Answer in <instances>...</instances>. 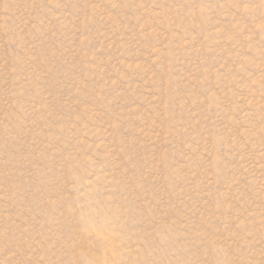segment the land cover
I'll use <instances>...</instances> for the list:
<instances>
[{
    "label": "rangeland",
    "instance_id": "obj_1",
    "mask_svg": "<svg viewBox=\"0 0 264 264\" xmlns=\"http://www.w3.org/2000/svg\"><path fill=\"white\" fill-rule=\"evenodd\" d=\"M0 264H264V0H0Z\"/></svg>",
    "mask_w": 264,
    "mask_h": 264
}]
</instances>
